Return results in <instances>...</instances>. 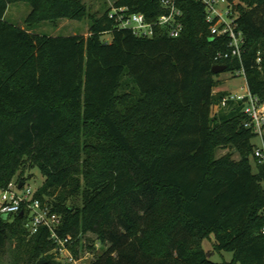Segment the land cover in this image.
<instances>
[{"label": "trees", "instance_id": "trees-1", "mask_svg": "<svg viewBox=\"0 0 264 264\" xmlns=\"http://www.w3.org/2000/svg\"><path fill=\"white\" fill-rule=\"evenodd\" d=\"M228 1L245 43L241 59L216 62L230 40L212 35L195 0H177L178 38L162 27L139 37L110 19L111 8L98 17L83 0H0V196L38 169L45 181L35 197L61 216L58 233L71 237L76 260L91 234L104 250L91 264H264L256 135L242 103L214 111L229 92H214L221 73L213 72L244 71L264 100V0ZM19 2L32 7L26 28L5 19ZM115 6L150 23L168 12L161 0ZM86 18L88 37L31 32ZM219 148L231 151L217 158ZM27 221L0 215V251L11 244L13 264H72L58 260L47 228L31 236ZM212 234L232 262L210 260L203 242Z\"/></svg>", "mask_w": 264, "mask_h": 264}, {"label": "built area", "instance_id": "built-area-1", "mask_svg": "<svg viewBox=\"0 0 264 264\" xmlns=\"http://www.w3.org/2000/svg\"><path fill=\"white\" fill-rule=\"evenodd\" d=\"M205 5L207 11V22L211 25V33L216 37L227 36L230 40L229 50L219 52L215 61H222L232 58L241 59L242 49L245 43L244 36L238 28V23L231 16V7L228 0H195ZM162 5L168 12L162 15L154 23L147 21L142 13H133L128 7H112L109 16L121 29L132 30L139 37H153L156 27L166 29L168 35L172 38H178L184 31L182 22V10L177 6V0H161ZM222 5V6H221ZM225 5L223 12L220 7ZM261 59H258V63ZM237 76H243L246 79L244 71L237 73ZM247 84V80H246ZM241 92L229 94L224 97L221 104L216 106L219 109L226 108L230 102L242 103L243 113L246 115L245 127L252 131L258 137L262 146H256L254 150V159L258 165L264 166V100L254 95L248 84L246 88H241ZM215 107V108H216ZM25 207V208H23ZM24 212L28 221L26 228L30 235L38 233L41 228H47L51 233V240L55 241L57 246V255L65 257V261L77 264L78 260L74 258L67 247L71 237L62 238L58 229L62 224V218L57 213H53L47 203H43L35 197V191L27 184H23L19 189L16 181L9 184L8 188L2 190L0 196V215H16ZM264 232V229H263ZM59 260V259H58ZM60 261V260H59Z\"/></svg>", "mask_w": 264, "mask_h": 264}, {"label": "rangeland", "instance_id": "rangeland-1", "mask_svg": "<svg viewBox=\"0 0 264 264\" xmlns=\"http://www.w3.org/2000/svg\"><path fill=\"white\" fill-rule=\"evenodd\" d=\"M87 7L89 8V12L92 14L101 17L103 13L108 9L115 7V4L118 0H83ZM239 3V0H235L234 4ZM222 6V5H221ZM221 10L225 11V5L220 7ZM32 12V7L29 3L19 2L9 6L8 11L5 15V19L14 24L16 26L26 28V19ZM90 19L86 18L84 21H72V20H61L56 24L51 22H43L31 30V32L47 35L52 37L58 36H70V35H84L88 37L90 35ZM103 40L111 42L112 35L105 34L102 37ZM218 85L215 87L217 91H229L233 93L241 92V88H246V79L243 76H236L231 72L221 73L220 76L217 77ZM218 107L215 108V112L219 111ZM253 143L256 146H262L261 140L256 137L253 140ZM231 150L227 148H219L216 152V157L220 158L223 155L229 153ZM235 154V159H239V155ZM251 162L256 172L257 167L254 160L251 158ZM33 178L27 183L28 186L31 187L33 191H36L39 187H41L45 181V178L42 176L38 169H35L33 172ZM5 219L9 218L8 215L3 216ZM215 235H210L203 242V248L207 252L211 261L215 263H224V262H232L233 254L230 252H218L215 250ZM104 252L101 245L98 243L96 236L89 235L86 238V248L82 252L80 259H78L77 264H91V262L96 259L99 255ZM58 259L62 262L65 261V257L62 255H57ZM14 253L12 245L9 244L7 248L0 251V263L1 264H13L14 263Z\"/></svg>", "mask_w": 264, "mask_h": 264}, {"label": "water", "instance_id": "water-1", "mask_svg": "<svg viewBox=\"0 0 264 264\" xmlns=\"http://www.w3.org/2000/svg\"><path fill=\"white\" fill-rule=\"evenodd\" d=\"M225 71H226V66H224V65H216L213 67V72L216 74L223 73ZM22 186H23V183L20 184L19 189H21ZM23 214H24V212L21 213V215H23ZM39 264H42V263H39Z\"/></svg>", "mask_w": 264, "mask_h": 264}, {"label": "crops", "instance_id": "crops-1", "mask_svg": "<svg viewBox=\"0 0 264 264\" xmlns=\"http://www.w3.org/2000/svg\"><path fill=\"white\" fill-rule=\"evenodd\" d=\"M221 91H222V90H221ZM214 92H215V93H218V92H220V91L214 90ZM227 92H229V91H227Z\"/></svg>", "mask_w": 264, "mask_h": 264}]
</instances>
